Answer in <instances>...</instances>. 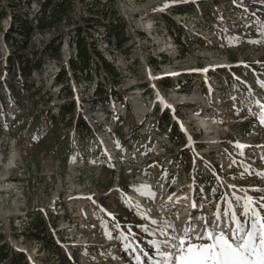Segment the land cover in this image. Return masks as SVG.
Wrapping results in <instances>:
<instances>
[{"label": "rangeland", "instance_id": "374dc122", "mask_svg": "<svg viewBox=\"0 0 264 264\" xmlns=\"http://www.w3.org/2000/svg\"><path fill=\"white\" fill-rule=\"evenodd\" d=\"M26 1L18 0L16 9L30 19L38 4ZM6 2L0 0L6 9L0 20V173L4 161L16 156L11 179L17 189L0 184V242L22 252L24 264H137L135 256L153 255L150 242L164 238L158 229L176 211L161 202L169 194L178 200L184 190L173 192L185 179L192 180L195 200L206 207L214 202L223 207L219 198L227 185L236 186L228 193L264 189V177L255 175L264 170V125L254 103H264L258 83L264 81V0H73L66 19L33 29L23 44ZM89 3L99 17L88 35L116 69V80L98 63L90 66V82L80 73L70 76L65 64L76 58L72 40L75 28L84 26ZM112 18L123 28L121 48L104 41L98 24ZM51 41L60 44L59 56L48 51ZM16 55H28L40 70L24 78ZM63 64L74 111L86 121L90 137L78 132L75 117L59 113L68 96L55 83ZM98 79L107 98L93 92ZM23 82L38 93L22 89ZM159 91L170 107L155 101ZM183 99L193 103H179ZM202 115L217 134L208 136L198 126ZM182 120L194 136V151L186 140L169 137L171 124L177 128ZM142 185L154 197L142 194ZM131 194L142 199L134 201ZM249 194L258 198L264 191ZM181 216L173 217L175 226ZM28 223L29 231H19ZM33 231L54 235L68 258L51 253ZM142 260L150 264L146 256Z\"/></svg>", "mask_w": 264, "mask_h": 264}, {"label": "snow or ice", "instance_id": "6c2138e0", "mask_svg": "<svg viewBox=\"0 0 264 264\" xmlns=\"http://www.w3.org/2000/svg\"><path fill=\"white\" fill-rule=\"evenodd\" d=\"M258 83L264 88V81ZM158 99L164 103L163 97L158 96ZM254 103L260 107L259 123L264 125V103L259 100ZM237 146L245 147L239 142ZM233 163L236 161L233 160ZM245 172L253 174L249 172V167H245ZM255 175L264 177V170ZM140 187L146 190L142 194L154 197L150 186ZM235 187L229 185V188ZM252 190L264 191L246 187L241 188L239 193L221 195L219 199L224 202L223 207L217 203L212 217H197L202 222L198 231L191 216L182 230H178L173 222H166L158 229L164 238L150 242L153 255H142L148 258L150 264H264V196L253 197L249 194ZM168 199L171 201L172 196ZM193 207L196 205L193 204ZM152 223L157 221L153 220ZM122 238L127 239L126 236ZM124 247L128 250L131 245L125 244ZM142 255L135 256L137 264H144Z\"/></svg>", "mask_w": 264, "mask_h": 264}, {"label": "trees", "instance_id": "16d2710c", "mask_svg": "<svg viewBox=\"0 0 264 264\" xmlns=\"http://www.w3.org/2000/svg\"><path fill=\"white\" fill-rule=\"evenodd\" d=\"M7 5L10 9V23L15 25L14 30L16 34L20 36L21 44L25 43V41L29 38L33 29L44 30L49 28L50 26L55 25L60 20L66 19V16L73 9V0H35L38 4V9L36 13L28 19L24 14H22L19 10L16 9L18 6V0H6ZM26 1V0H25ZM31 0H27V6L30 4ZM1 5V3H0ZM94 4L89 3L86 5V15L81 17L84 26H77L75 29V36L72 40V43L75 44L76 48V58L69 57L65 64H68L70 67V76L77 77L80 73L84 79L92 80L93 73L90 70V66L94 63H98L101 68H103L113 79L116 80L118 77L116 69L110 64L100 53L99 50L96 49L94 38L91 35H88L89 29L91 27H96L97 20V7L94 9ZM97 13V14H96ZM6 16L5 5L0 6V20ZM99 17V16H98ZM103 27L104 41L106 43H112L115 47L121 48L123 45V28L118 24L115 18H112L111 21L106 24L103 22L98 23ZM12 28V27H11ZM10 35V34H9ZM13 37V36H12ZM15 46L19 48L20 43L14 41ZM59 46L60 44H55L53 46L52 41L46 45L48 51L52 53V55L59 56ZM35 53V51H32ZM16 68L18 69V73L21 74L24 78H29L34 71L40 70V64L35 63L33 59H31L28 55H16ZM65 64L59 67L55 75V83L60 84L65 90L67 84L68 76L65 68ZM101 80H97L95 83L94 93L96 95H100L104 98H107L106 90L103 89ZM66 83V84H65ZM22 89L26 91H30L31 93H38V87L35 88L32 84H27L23 82L21 85ZM60 88V89H62ZM114 89V88H113ZM115 92V91H114ZM67 101H64L58 108L59 113L63 118L68 117V119L76 118V122H74V126L78 128V132H82L85 134V137H90V129L87 125L86 121L78 115L77 112L74 111L75 108V98L70 89L67 92ZM164 119L166 122L171 121L170 118L164 115ZM172 123V122H171ZM167 124V123H166ZM170 129L172 133L169 137L174 138L178 137L179 141L184 140V135L176 128L173 124H171ZM170 133V131H169ZM42 221V220H41ZM40 221V222H41ZM38 226V224H37ZM41 226V227H40ZM37 228H43V225L40 224ZM30 228L27 226L24 227L25 231H29ZM40 230V229H39ZM38 230V231H39ZM40 243L45 242V244H49V248L51 253L56 256H63L68 258V256L62 251V248L55 241L54 236L52 234L43 235V233L33 231L32 234ZM2 234H0V241H2ZM0 261H6V264H24L26 258L24 254L19 251H12V249H8L6 245L3 243L0 244Z\"/></svg>", "mask_w": 264, "mask_h": 264}, {"label": "bare ground", "instance_id": "6f19581e", "mask_svg": "<svg viewBox=\"0 0 264 264\" xmlns=\"http://www.w3.org/2000/svg\"><path fill=\"white\" fill-rule=\"evenodd\" d=\"M147 25H145V27H146V29L148 30V29H151V26H150V24L149 23H146ZM75 45V44H74ZM75 49V51H76V48H74ZM158 96L159 97H163L161 94H160V91L159 92H157V94H156V98H155V101H159V102H161L159 99H158ZM191 98V97H190ZM189 98V99H190ZM192 98H194V99H196L197 97L196 96H193ZM164 99V98H163ZM189 99H183V100H180L179 101V103H181V104H183V105H185V104H188V103H193V100L191 101V100H189ZM198 99V98H197ZM164 105H167V106H169L170 104L169 103H167V102H164ZM143 107V106H145V104H143V103H141L140 104V107ZM187 107V106H186ZM142 112V111H141ZM141 112H140V114H141ZM205 115V114H204ZM204 115H202V116H197V123H198V126L203 130V132H205L208 136H210V134H212V133H215V134H217L219 131L217 130V126L216 125H214L211 121H209L208 120V118H206ZM189 116H191V115H189ZM193 116V115H192ZM210 118H212L211 116H209ZM186 125V124H185ZM212 140L211 141H213L214 139L212 138V137H210ZM188 143L186 144V146L191 150V151H194L195 149H194V147H195V145H196V142L195 141H193V142H190L189 140L187 141ZM197 154V153H196ZM13 157V158H12ZM16 160V156H11V157H8V159L6 160V161H4V165H3V171L0 173V184L1 185H3V184H6V183H12V185H10V190L12 189V190H16L17 189V184H16V182H15V180H12L11 179V172H13V168H14V165H12L13 164V162ZM0 162H1V160H0ZM8 185V184H7ZM7 187H9V185L7 186ZM225 188V190L226 191H228L227 189H226V187H224ZM232 189H236V188H232ZM1 190V189H0ZM228 193V192H227ZM131 197H132V199L134 200V201H139L140 199H142V197H140L139 195H137V194H131L130 195ZM169 196H172V195H166V197H165V201H166V204H165V201H163V202H161V204H165L164 206H168L169 204V206H170V208H172V209H175L174 211H176L177 212V214H182V216L181 217H184V220L178 225L177 224V226H176V228L178 229V230H182L183 229V227L185 226V224L188 222V220L189 219H187V218H185V215H186V213H187V209L190 211V208L191 209H194L192 206H193V204H195L196 203V207L195 208H198V210L195 212L196 214H195V216H193L192 218V222H193V224H195V225H197V231L199 230V227H200V225L202 224V222L200 221V220H198L197 219V217H200V216H204V214H205V216H206V218L207 217H212L213 216V214L211 215H208V213H207V209L205 208V205H204V208H202L201 206H202V204L201 203H198L197 204V202H195V203H193L192 204V202L188 205V207H183L182 205H186L187 203H179V204H174L177 200L176 199H174L173 198V196H172V200L170 201L169 199H168V197ZM180 198V197H179ZM169 200V201H168ZM198 205V206H197ZM159 207H160V205H159ZM190 207V208H189ZM155 208V207H154ZM169 208V207H168ZM166 210H168L167 209V207H166ZM160 211H164V209H160ZM165 216V215H164ZM167 217H170V218H173L174 217V215H171V214H167L166 215ZM169 221H173V220H169ZM195 222H197V224L195 223Z\"/></svg>", "mask_w": 264, "mask_h": 264}, {"label": "built area", "instance_id": "2783aa9c", "mask_svg": "<svg viewBox=\"0 0 264 264\" xmlns=\"http://www.w3.org/2000/svg\"><path fill=\"white\" fill-rule=\"evenodd\" d=\"M73 46H74V44H73ZM73 56L75 57V49H74V48H73ZM26 226H27L28 228H31V225H30L29 223L26 224V225L23 224V225H22V228H21L19 231L24 230V227H26ZM24 231H25V230H24ZM1 243H3V242H0V244H1ZM0 262H4V264H6V261H0Z\"/></svg>", "mask_w": 264, "mask_h": 264}]
</instances>
